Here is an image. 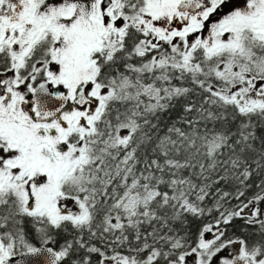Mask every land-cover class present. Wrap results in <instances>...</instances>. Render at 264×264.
Instances as JSON below:
<instances>
[{"label": "snow or ice", "instance_id": "obj_1", "mask_svg": "<svg viewBox=\"0 0 264 264\" xmlns=\"http://www.w3.org/2000/svg\"><path fill=\"white\" fill-rule=\"evenodd\" d=\"M264 264V0H0V264Z\"/></svg>", "mask_w": 264, "mask_h": 264}, {"label": "water", "instance_id": "obj_2", "mask_svg": "<svg viewBox=\"0 0 264 264\" xmlns=\"http://www.w3.org/2000/svg\"><path fill=\"white\" fill-rule=\"evenodd\" d=\"M15 259H16V257L15 258H11V264H15Z\"/></svg>", "mask_w": 264, "mask_h": 264}, {"label": "flooded vegetation", "instance_id": "obj_3", "mask_svg": "<svg viewBox=\"0 0 264 264\" xmlns=\"http://www.w3.org/2000/svg\"><path fill=\"white\" fill-rule=\"evenodd\" d=\"M13 258H15V257H13Z\"/></svg>", "mask_w": 264, "mask_h": 264}]
</instances>
